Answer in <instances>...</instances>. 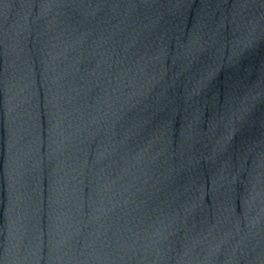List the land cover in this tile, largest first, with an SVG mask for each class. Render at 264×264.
Listing matches in <instances>:
<instances>
[{
  "label": "water",
  "instance_id": "95a60500",
  "mask_svg": "<svg viewBox=\"0 0 264 264\" xmlns=\"http://www.w3.org/2000/svg\"><path fill=\"white\" fill-rule=\"evenodd\" d=\"M0 264H264V0H0Z\"/></svg>",
  "mask_w": 264,
  "mask_h": 264
}]
</instances>
